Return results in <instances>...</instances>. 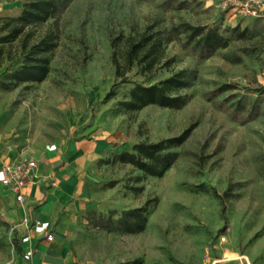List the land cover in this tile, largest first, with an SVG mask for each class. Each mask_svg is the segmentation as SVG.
Masks as SVG:
<instances>
[{"label": "rangeland", "instance_id": "rangeland-1", "mask_svg": "<svg viewBox=\"0 0 264 264\" xmlns=\"http://www.w3.org/2000/svg\"><path fill=\"white\" fill-rule=\"evenodd\" d=\"M23 1L0 0V24L19 14ZM222 2L60 0L55 14L25 29L28 46L41 38L54 43L40 81L8 77L23 61V34L0 44V160L63 152L82 134L110 143L95 161V208L69 230L79 264H264V19ZM181 20L218 27L228 45L202 57L173 38L163 43L169 64L152 76L134 64L120 81L113 58L123 62L127 37L145 29L165 33ZM180 70L189 80L172 90L183 96L181 105L126 110L134 83ZM187 127L172 148L176 160L159 175L113 156ZM5 191L0 185V202ZM140 206L143 228L126 231L119 217ZM0 264H26L3 203Z\"/></svg>", "mask_w": 264, "mask_h": 264}, {"label": "trees", "instance_id": "trees-1", "mask_svg": "<svg viewBox=\"0 0 264 264\" xmlns=\"http://www.w3.org/2000/svg\"><path fill=\"white\" fill-rule=\"evenodd\" d=\"M60 0H24L22 9L15 16H4L0 24V30L6 31L0 36V44L5 41H12L23 34L21 49L23 61L21 65L10 72L9 78L16 82L40 81L49 70V57L47 52L52 49L54 43L52 39L41 38L27 43L28 25H38L43 23L48 17L55 14L59 9ZM237 26L233 27L236 30ZM243 30L238 32L243 35ZM182 35V36H181ZM173 38H182V45L189 47L193 51L206 57L218 48H224L229 43V38L216 26L206 24H194L186 20H181L177 24H172L169 29L143 30L136 36H128L126 49L123 54V62H118L113 58L115 64V75L120 81H127L126 72L134 64L140 66L141 72L147 76H152L159 67L169 64L172 57L165 55L163 43ZM161 59L162 62H161ZM188 78L185 71L180 70L172 73L159 81L149 84L134 83L129 90V99L125 102L126 110H137L147 104H157L159 106L176 107L183 103L184 98L177 92L179 88L187 86ZM227 85L222 86L226 87ZM110 88L105 97L112 93ZM191 127H187L181 133L156 141L140 140L131 146V150L122 149L113 154L114 158L120 162H128L142 171L159 175L167 169L177 158L178 152L172 149L180 145L187 137ZM146 220L143 207L129 208L121 214L119 222L124 229L129 232L139 231L143 228Z\"/></svg>", "mask_w": 264, "mask_h": 264}, {"label": "crops", "instance_id": "crops-1", "mask_svg": "<svg viewBox=\"0 0 264 264\" xmlns=\"http://www.w3.org/2000/svg\"><path fill=\"white\" fill-rule=\"evenodd\" d=\"M109 148L108 140L82 134L63 152L43 151L34 159L35 166L25 176L22 201L5 189L0 203L21 238L26 264H79L69 230L81 212L95 208L91 186L95 161ZM20 154L16 157L33 159Z\"/></svg>", "mask_w": 264, "mask_h": 264}, {"label": "built area", "instance_id": "built-area-1", "mask_svg": "<svg viewBox=\"0 0 264 264\" xmlns=\"http://www.w3.org/2000/svg\"><path fill=\"white\" fill-rule=\"evenodd\" d=\"M222 5L223 8H235L242 15L264 19V0H223ZM34 166V159H21L19 157L1 159L0 185L11 191L16 200L22 201L25 176L30 173ZM46 237L51 239L52 235L47 234Z\"/></svg>", "mask_w": 264, "mask_h": 264}]
</instances>
